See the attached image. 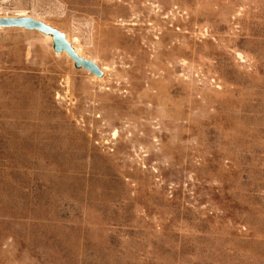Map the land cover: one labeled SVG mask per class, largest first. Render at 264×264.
<instances>
[{"label":"rangeland","instance_id":"1","mask_svg":"<svg viewBox=\"0 0 264 264\" xmlns=\"http://www.w3.org/2000/svg\"><path fill=\"white\" fill-rule=\"evenodd\" d=\"M22 14L103 77L0 28V264H264V0Z\"/></svg>","mask_w":264,"mask_h":264},{"label":"water","instance_id":"2","mask_svg":"<svg viewBox=\"0 0 264 264\" xmlns=\"http://www.w3.org/2000/svg\"><path fill=\"white\" fill-rule=\"evenodd\" d=\"M0 28H20L27 31H38L43 35L52 36L53 51L56 54L66 52L70 59L74 62L76 68H84V70L90 72L97 78L103 77V72L100 68L94 62L81 58L62 32L41 21L33 18H5L0 19Z\"/></svg>","mask_w":264,"mask_h":264},{"label":"bare ground","instance_id":"3","mask_svg":"<svg viewBox=\"0 0 264 264\" xmlns=\"http://www.w3.org/2000/svg\"><path fill=\"white\" fill-rule=\"evenodd\" d=\"M19 14V13H18ZM5 18H11V19H15V18H31V17H29V16H26V15H18V16H16V17H0V19H5ZM36 20V19H35ZM48 25V24H47ZM50 26V25H49ZM1 29H6V28H1ZM36 32H38V31H36ZM65 35V34H64ZM46 36V35H45ZM66 36V35H65ZM47 38H49L50 40H52V43H53V38H52V36H47ZM66 39H67V37H66ZM68 40V39H67ZM73 46V48L75 49V51L78 53V55L81 57V58H83V59H85L81 54H80V52L76 49V47L74 46V45H72ZM59 54H64V55H66L69 59H70V57L67 55V53L66 52H62V53H59ZM71 60V59H70ZM85 60H87V59H85ZM71 62H73L72 60H71ZM73 64H74V62H73ZM84 69V68H83ZM21 119V118H20ZM19 125V124H18ZM20 126H21V124H20ZM19 128V127H18ZM22 131V130H21ZM23 136V135H22ZM20 138V137H19ZM23 138V137H22ZM21 139V138H20ZM22 140V139H21ZM21 143V142H20ZM22 145H23V143H22ZM21 146V145H20Z\"/></svg>","mask_w":264,"mask_h":264}]
</instances>
